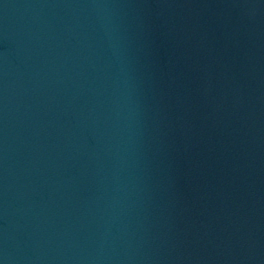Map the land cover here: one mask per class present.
I'll list each match as a JSON object with an SVG mask.
<instances>
[{
  "label": "water",
  "instance_id": "water-1",
  "mask_svg": "<svg viewBox=\"0 0 264 264\" xmlns=\"http://www.w3.org/2000/svg\"><path fill=\"white\" fill-rule=\"evenodd\" d=\"M0 264H264V0H0Z\"/></svg>",
  "mask_w": 264,
  "mask_h": 264
}]
</instances>
